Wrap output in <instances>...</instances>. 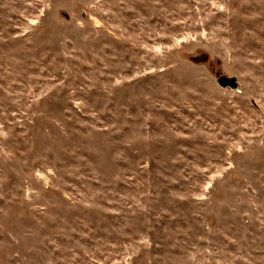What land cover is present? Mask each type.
Listing matches in <instances>:
<instances>
[{
	"label": "rangeland",
	"instance_id": "374dc122",
	"mask_svg": "<svg viewBox=\"0 0 264 264\" xmlns=\"http://www.w3.org/2000/svg\"><path fill=\"white\" fill-rule=\"evenodd\" d=\"M0 264H264V0H0Z\"/></svg>",
	"mask_w": 264,
	"mask_h": 264
},
{
	"label": "water",
	"instance_id": "95a60500",
	"mask_svg": "<svg viewBox=\"0 0 264 264\" xmlns=\"http://www.w3.org/2000/svg\"><path fill=\"white\" fill-rule=\"evenodd\" d=\"M194 62H201L203 57L200 58V57H192L191 58ZM205 59V58H204ZM218 82L220 84H222L223 86H233V87H237V83H236V79L235 77H231V78H228L226 76H220L218 78Z\"/></svg>",
	"mask_w": 264,
	"mask_h": 264
}]
</instances>
